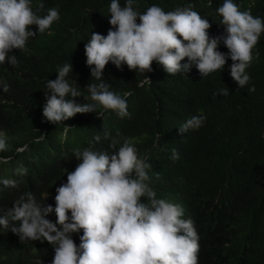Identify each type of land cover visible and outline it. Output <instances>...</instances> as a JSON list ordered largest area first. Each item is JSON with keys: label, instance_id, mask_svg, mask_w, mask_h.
Wrapping results in <instances>:
<instances>
[{"label": "trees", "instance_id": "trees-1", "mask_svg": "<svg viewBox=\"0 0 264 264\" xmlns=\"http://www.w3.org/2000/svg\"><path fill=\"white\" fill-rule=\"evenodd\" d=\"M239 10H250L264 19V0H233ZM56 8L60 19L50 29L26 42L24 50H13L17 65L0 64V133L7 148L0 151V208L8 209L23 194L31 192L42 206L55 207L56 188L67 182V174L79 161L75 149H108L110 137L129 138L138 155L148 154L150 186L157 198L180 201L195 214L202 234L199 264H264V32L252 50L246 68L249 83L239 88L230 75L228 57L222 70L203 76L193 65L186 74H168L153 61L151 72L106 65L103 80L109 90L126 92L129 116L97 108L52 124L43 116L47 81L54 80L65 64L73 65L65 77L81 92L74 98L86 103V88L98 83L86 64L85 44L92 32L107 35L111 0H31ZM121 7L126 0H119ZM223 0H134V10L143 13L157 5L164 11L193 6L209 21V36L224 32L216 9ZM139 22V19H137ZM51 32V35L48 33ZM218 50H229L221 42ZM187 62L185 58L181 63ZM149 83H144L147 78ZM254 86L255 90L249 89ZM228 89V95L220 94ZM91 103V101H87ZM194 115L206 117L196 130L180 133L179 127ZM117 133L120 134L117 137ZM101 136L96 142L94 137ZM18 148H22L18 150ZM179 154L173 160L172 150ZM143 199V198H142ZM2 214V213H0ZM70 215V212H69ZM56 220L53 211L47 217ZM20 221L9 219L0 225V264H51L54 248L46 240L21 241L11 227ZM81 229L71 238L80 244Z\"/></svg>", "mask_w": 264, "mask_h": 264}, {"label": "clouds", "instance_id": "clouds-1", "mask_svg": "<svg viewBox=\"0 0 264 264\" xmlns=\"http://www.w3.org/2000/svg\"><path fill=\"white\" fill-rule=\"evenodd\" d=\"M133 3L126 0L121 7L119 0H111L108 22L112 27L106 36L92 32L85 44L86 64L91 77L98 81L86 87L90 94L83 96L86 103L76 102L74 98L82 94L65 78L72 72V64H65L54 80L47 81L43 107L47 121L56 125L89 112L102 117L103 112L97 114V108L114 111L121 118L129 116L127 97L131 93L121 96L110 91L102 78L110 61L118 69L126 64L129 70L141 72L153 71L155 61L171 75L186 74L194 65L203 77L222 70L230 57L232 79L239 88L249 83L246 68L264 32V19L254 17L250 10H239L233 0H223L216 12L222 17L219 23L224 32L210 37L209 21L191 5L167 12L152 5L140 13ZM43 9L40 3L34 10L31 0H0V64L17 65V57L10 53L24 50L28 39L36 35L29 26L36 25L42 34L60 19L56 8L38 15ZM221 42L229 50L227 54L218 50ZM185 58L187 62L181 63ZM149 82L148 77L144 83ZM0 85L3 92L9 91L6 82ZM249 90L254 91V86ZM220 94L228 95V89H221ZM205 119L194 115L179 127V132L199 129ZM104 139H110L108 149L73 151L79 163L67 174V182L56 188L54 208L42 206L28 192L12 207L0 208V225L8 229L9 219L20 221L11 231L21 241L46 240L54 248L51 264H199L202 234L195 214L180 201L157 198L150 186L148 154L138 155L129 138L121 142L105 131ZM94 140L99 142L101 136L96 135ZM6 148V137L0 133V151ZM171 158L179 159L175 149ZM53 211L54 222L46 218ZM81 229L77 246L71 234Z\"/></svg>", "mask_w": 264, "mask_h": 264}]
</instances>
